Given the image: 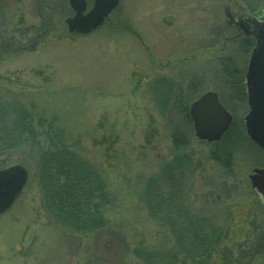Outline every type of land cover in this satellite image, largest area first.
Returning a JSON list of instances; mask_svg holds the SVG:
<instances>
[{
	"label": "rangeland",
	"instance_id": "obj_1",
	"mask_svg": "<svg viewBox=\"0 0 264 264\" xmlns=\"http://www.w3.org/2000/svg\"><path fill=\"white\" fill-rule=\"evenodd\" d=\"M53 1L0 0V99L32 107L44 130L60 129L62 142L106 183L112 202L103 227L74 232L45 210L31 153L0 157V170L20 165L27 172L20 194L0 215V264H141L132 249L169 245L138 193L172 159L175 124L192 139L184 151L192 168L180 179L184 205L228 228L225 244L235 255L256 250L246 264H264V205L249 181L253 169H264V151L249 140L238 143L232 175L225 176L209 159L212 144L197 140L176 109L160 112L155 94L169 82L176 102L189 106L215 92L244 135L252 48L241 47L242 34L227 26L226 13L260 18L264 0H120L110 24L86 36L66 30L70 13ZM229 59L237 74L227 77L221 63Z\"/></svg>",
	"mask_w": 264,
	"mask_h": 264
},
{
	"label": "trees",
	"instance_id": "obj_2",
	"mask_svg": "<svg viewBox=\"0 0 264 264\" xmlns=\"http://www.w3.org/2000/svg\"><path fill=\"white\" fill-rule=\"evenodd\" d=\"M240 43L244 50H250L253 39L242 36ZM230 61L221 63L227 77L237 74ZM163 83L165 86L159 83L155 92L159 96L160 112L176 109L175 115H184L192 127L189 106L200 95L187 106L176 102L169 82ZM32 109L19 101L0 99V157L14 153L25 156L24 151H29L37 167V185L44 197L45 210L74 232L91 233L100 229L105 224L103 211L112 202L106 183L88 160L62 142L60 129L47 125L48 131L44 130L42 117H36ZM169 137L175 152L172 159L161 167L163 175H150L138 193V202L149 219L166 229L162 239L170 238L169 245L157 249L137 247L131 250V255L141 264H214L217 255L220 264H246L245 259L252 258L256 250L242 249L235 255L225 244L229 241L228 228L194 214L184 205L180 179L185 167L191 165L192 156L184 151L192 139L177 124L171 125ZM247 140L245 133L242 135L231 124L219 142L210 143L209 159L225 176H230L237 144ZM261 241L264 246L263 236Z\"/></svg>",
	"mask_w": 264,
	"mask_h": 264
},
{
	"label": "water",
	"instance_id": "obj_3",
	"mask_svg": "<svg viewBox=\"0 0 264 264\" xmlns=\"http://www.w3.org/2000/svg\"><path fill=\"white\" fill-rule=\"evenodd\" d=\"M68 2L74 16L64 22L69 33L79 35H86L98 29L119 4V0H93L92 8L83 14V0ZM226 15L228 24H232L254 40L245 74L248 112L244 117V129L249 140L264 150V16L259 20L244 16L235 20L228 12ZM189 118L195 138L208 143L218 142L232 121L214 92L204 93L190 105ZM26 180L27 172L22 166L15 165L0 170V215L12 206ZM249 181L251 189L264 203V169H253Z\"/></svg>",
	"mask_w": 264,
	"mask_h": 264
},
{
	"label": "flooded vegetation",
	"instance_id": "obj_4",
	"mask_svg": "<svg viewBox=\"0 0 264 264\" xmlns=\"http://www.w3.org/2000/svg\"><path fill=\"white\" fill-rule=\"evenodd\" d=\"M83 1L85 2V10H84L83 14H86L92 8V6H93V0H83ZM46 2H49L50 3V0H46ZM52 4L55 5V6H57V7L60 6V8H63V12H65L64 8H66V14L69 12L70 13V17L73 16L74 11L70 8L69 3H68V0H54L52 2ZM117 10H118V8H116L115 10H113L109 14V16L107 17V19L102 24V26H101V28L99 30H101L105 25L110 24L111 19H112L111 17L116 13Z\"/></svg>",
	"mask_w": 264,
	"mask_h": 264
}]
</instances>
